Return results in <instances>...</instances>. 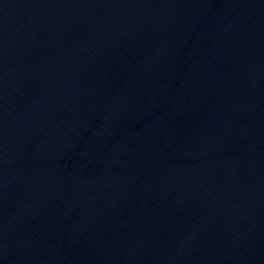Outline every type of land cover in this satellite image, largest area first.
I'll use <instances>...</instances> for the list:
<instances>
[{
  "label": "water",
  "instance_id": "1",
  "mask_svg": "<svg viewBox=\"0 0 264 264\" xmlns=\"http://www.w3.org/2000/svg\"><path fill=\"white\" fill-rule=\"evenodd\" d=\"M0 264H264V0H0Z\"/></svg>",
  "mask_w": 264,
  "mask_h": 264
}]
</instances>
